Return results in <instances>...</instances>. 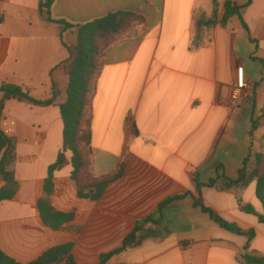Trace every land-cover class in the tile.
Here are the masks:
<instances>
[{"label":"crops","instance_id":"obj_1","mask_svg":"<svg viewBox=\"0 0 264 264\" xmlns=\"http://www.w3.org/2000/svg\"><path fill=\"white\" fill-rule=\"evenodd\" d=\"M219 2L220 18L225 0ZM118 11L141 20L103 48L88 106L89 172L113 179L99 200L90 201L77 197L71 165L55 172L49 200L74 218L54 231L42 223L37 203L62 147L58 104L66 99L68 77L59 65L68 58L62 42L75 45L77 28L61 32L44 22L38 0H0V85H17L38 100L49 99L53 86L60 92L49 107L15 99L4 104L0 130L16 140L17 187L12 199L0 203V250L26 264L51 247L72 244L75 264H98L99 255L117 248L137 221L188 192L243 233L220 228L186 196L161 211L159 225L143 226L139 244L107 264H243V254L264 258V226L256 216L242 212L230 192L206 186L200 197L196 192L198 184L216 177L219 165L236 179L264 129V0H250L241 11L244 25L237 17L217 24L197 45L196 12L210 15L211 0H54L51 17L77 26ZM242 50L261 68L246 71ZM239 65L253 87L242 103L232 101ZM120 166L122 175L114 178ZM240 197L262 213L254 184Z\"/></svg>","mask_w":264,"mask_h":264},{"label":"trees","instance_id":"obj_2","mask_svg":"<svg viewBox=\"0 0 264 264\" xmlns=\"http://www.w3.org/2000/svg\"><path fill=\"white\" fill-rule=\"evenodd\" d=\"M239 6L233 0H225L223 14L219 18L220 2L211 0L212 11L207 15L199 11L195 19V38L194 43L197 45L201 42V35L217 24L226 26L229 21L237 17L242 22L241 11L250 3V0ZM54 0H38V13L44 22L48 24H57L61 32L77 28V43L68 46L62 42L63 47L67 50L68 58L59 67L63 69L68 77V84L65 90L66 99L63 103L58 104L60 116L63 122L62 147L59 150L55 162L49 166L47 177L44 182V197L38 200L37 208L40 213L42 223L47 228L58 231L67 222H70L74 215L57 211L51 204L49 197L54 193V173L62 170L67 165H71V179L76 186V195L79 199L97 201L102 196L106 186L112 181L111 176L94 178L90 176L87 181H83L86 171L89 170L92 156L91 149V123L90 118L86 117L89 106L91 93L94 92L96 79L98 76L97 69L100 68V58L103 52V42L113 40L117 35L122 33L128 24L135 20H141V17L129 11H118L101 18L94 19L82 25H71L64 20H55L51 17V10ZM0 22H3L0 17ZM242 25L244 23L242 22ZM263 64V62L261 61ZM0 115L7 100L15 99L27 105L37 107H49L56 104L60 92L56 86L52 87L51 97L46 100H38L29 95L21 87L13 84L2 83L0 85ZM89 116V115H88ZM70 154V158H68ZM16 162V140L6 135L0 130V180L4 184L0 187V203L10 200L16 193V177L13 166ZM123 167L117 172L114 178L122 175ZM91 175V174H90ZM250 184L255 185V197L260 203L262 213H258L249 204H243L240 194L248 188ZM213 187L219 192H230L235 196L237 205L240 210L246 214L257 217L258 222L264 226V153L257 152L244 159L242 168L236 179H229L224 175L222 166H217L216 177L212 178L205 184H198L196 192L200 197L201 187ZM191 196L192 206L199 209L202 213L216 223L220 228L235 233L243 232L233 223L224 220L216 215L214 211L206 207L200 198H196L190 193L170 197L162 202L156 211L140 220L134 225L132 233L123 239L121 244L107 252L99 255L98 264H107L108 260L127 249L139 244L141 239L136 234L142 230L145 224L159 225L161 211L173 202ZM251 239L254 231L247 232ZM72 244H63L47 249L39 258L26 264H75L71 254ZM243 264H264L263 257L243 254L241 256ZM0 264H21L14 259L5 255L0 250Z\"/></svg>","mask_w":264,"mask_h":264},{"label":"rangeland","instance_id":"obj_3","mask_svg":"<svg viewBox=\"0 0 264 264\" xmlns=\"http://www.w3.org/2000/svg\"><path fill=\"white\" fill-rule=\"evenodd\" d=\"M198 14H199V11H197L196 12V17L198 16ZM196 17H195V19H196ZM137 22H139V21H135V20H133V21H131L129 24H128V27L126 28V29H128L132 24H134V23H137ZM125 29V30H126ZM124 30V31H125ZM111 41V40H110ZM110 41H104L103 42V44H102V46H103V48L110 42ZM242 54H246L245 53V51L244 50H242ZM245 61H246V68H245V70L247 71V70H251V69H254V65H255V67H260L261 68V64L258 62V61H256V62H253L251 59H249V57H248V55L246 54L245 55ZM99 72V67H98V69H97V73ZM92 94V93H91ZM246 102H248V100L246 101ZM242 103V102H241ZM89 114H88V109H87V112H86V117L88 118L89 116H88ZM254 130H257L256 129V127L254 128ZM255 143H256V150L254 151V153L253 154H255V153H257V152H262V153H264V129H261L260 130V132L259 133H257V136L255 137ZM252 154V155H253ZM251 155V156H252ZM90 167V166H89ZM91 175H90V172H89V170L88 171H86V174H85V176H83V181H87V179L90 177Z\"/></svg>","mask_w":264,"mask_h":264},{"label":"built area","instance_id":"obj_4","mask_svg":"<svg viewBox=\"0 0 264 264\" xmlns=\"http://www.w3.org/2000/svg\"><path fill=\"white\" fill-rule=\"evenodd\" d=\"M235 75L236 88L232 94V101L239 103L246 102L253 96V87L247 83L242 65L237 66Z\"/></svg>","mask_w":264,"mask_h":264}]
</instances>
